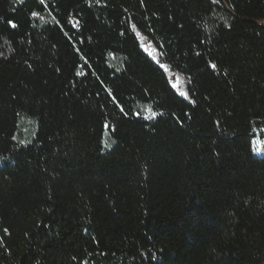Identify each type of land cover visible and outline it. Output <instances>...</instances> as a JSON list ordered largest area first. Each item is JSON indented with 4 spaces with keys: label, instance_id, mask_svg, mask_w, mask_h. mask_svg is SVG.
Wrapping results in <instances>:
<instances>
[{
    "label": "trees",
    "instance_id": "trees-1",
    "mask_svg": "<svg viewBox=\"0 0 264 264\" xmlns=\"http://www.w3.org/2000/svg\"><path fill=\"white\" fill-rule=\"evenodd\" d=\"M0 264H264V0H0Z\"/></svg>",
    "mask_w": 264,
    "mask_h": 264
},
{
    "label": "rangeland",
    "instance_id": "rangeland-1",
    "mask_svg": "<svg viewBox=\"0 0 264 264\" xmlns=\"http://www.w3.org/2000/svg\"><path fill=\"white\" fill-rule=\"evenodd\" d=\"M169 78H170V81L172 83V85L174 86V88L182 93L184 91V82L183 80L176 74H169ZM261 144L259 141H256L255 142V148H256V151L259 152V148H260Z\"/></svg>",
    "mask_w": 264,
    "mask_h": 264
}]
</instances>
